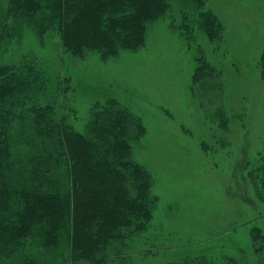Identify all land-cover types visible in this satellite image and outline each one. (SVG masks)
Returning <instances> with one entry per match:
<instances>
[{"label": "rangeland", "instance_id": "1", "mask_svg": "<svg viewBox=\"0 0 264 264\" xmlns=\"http://www.w3.org/2000/svg\"><path fill=\"white\" fill-rule=\"evenodd\" d=\"M167 1L143 43L112 56L68 50L57 27L39 33L0 0V66L58 79V113L78 133L108 99L141 124L129 156L149 178L151 220L108 264H264V0H202L219 39ZM68 249L61 230L55 248L29 238L0 264H88Z\"/></svg>", "mask_w": 264, "mask_h": 264}, {"label": "trees", "instance_id": "2", "mask_svg": "<svg viewBox=\"0 0 264 264\" xmlns=\"http://www.w3.org/2000/svg\"><path fill=\"white\" fill-rule=\"evenodd\" d=\"M185 2L197 26L219 39L220 26L201 10L202 0ZM8 6L39 33L57 27L68 50L112 56L140 46L147 21L169 9L167 0H9ZM61 89L39 64L0 66V257L29 238L55 248L62 230L72 261L108 264L110 253L151 220L149 178L129 156L142 126L108 99L95 103L78 133L58 113Z\"/></svg>", "mask_w": 264, "mask_h": 264}]
</instances>
